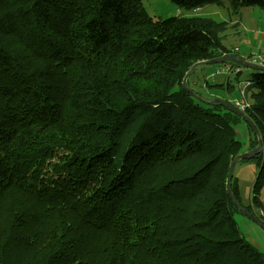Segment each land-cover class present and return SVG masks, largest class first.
Segmentation results:
<instances>
[{"label":"trees","instance_id":"1","mask_svg":"<svg viewBox=\"0 0 264 264\" xmlns=\"http://www.w3.org/2000/svg\"><path fill=\"white\" fill-rule=\"evenodd\" d=\"M143 1L0 0V264H264L227 189L257 133L183 86L196 62L239 54L224 37L264 0H172L188 12L227 2L236 16L222 21L154 17ZM205 66L187 84L210 100L193 86ZM203 84L246 100L235 106L263 151L249 158L260 166L252 202L235 172L233 192L264 221V70L235 99L231 80ZM56 148L67 156L45 168Z\"/></svg>","mask_w":264,"mask_h":264},{"label":"rangeland","instance_id":"2","mask_svg":"<svg viewBox=\"0 0 264 264\" xmlns=\"http://www.w3.org/2000/svg\"><path fill=\"white\" fill-rule=\"evenodd\" d=\"M143 4L147 12L154 17L166 18L174 16L176 14H179V10H182L185 14L191 13L200 15L202 17L212 18L218 21L229 19L231 17V13L234 14V17L236 16L235 13H233L232 9L230 10L231 4H228L227 2L209 3L202 6L201 10H198L197 12H188L186 9L178 7L172 0H144ZM242 9H244L243 12H245V14H249L250 17L254 19L257 18L259 13L261 14L264 12V9L260 7H243ZM239 29H243V26H234L232 30L238 31ZM247 33L248 32L243 30V32L233 34L232 36L233 38H238L239 35L240 37H244L245 35H247ZM213 66L214 65L206 66V68L204 69L206 73L205 76L210 77L209 74H212L216 77H211V79L220 82L221 78H223L224 74L226 73L224 70L218 68V66L216 67V70H214ZM254 70L255 69L253 68L244 66L242 71L239 74L235 75V77L233 78V83L236 86L233 89L231 88V91L233 93L232 96L234 99L241 97V90L244 87L246 80L252 75ZM201 71L202 70H198L197 72V77H195V80L197 79L198 83L193 85L194 88L202 90L203 93L207 96H211V93H207V88H209L217 97H227V93L222 89L216 90L214 89L215 87L204 86V74ZM236 133L239 139L248 144L251 133L245 122H241L236 125ZM66 156L67 150L65 148H56V150H54L53 156L45 160V168H50L55 161L62 160ZM259 169L260 166L258 165V163L249 158L241 160L236 166L235 175L239 179L241 187V201L243 202V204L248 205L252 202V197L254 195L253 185L255 184ZM39 172H43V170H39ZM258 197L261 201L264 202V183L259 189ZM236 218L239 228L243 233L245 239L254 247L264 252V228L261 227L258 223L251 220L245 214L237 213Z\"/></svg>","mask_w":264,"mask_h":264},{"label":"water","instance_id":"3","mask_svg":"<svg viewBox=\"0 0 264 264\" xmlns=\"http://www.w3.org/2000/svg\"><path fill=\"white\" fill-rule=\"evenodd\" d=\"M225 61H235V62H239L240 64L249 67V68H253V69H257V70H264V66L257 64L255 62L249 61L245 58H243L242 56L239 55H224V56H220V57H216V58H212L209 60H202V61H198L196 62L191 69L187 72V74L185 75L184 79H183V86L185 89H187L193 96H195L196 98L209 102V103H221L224 106L228 107L231 111L239 114L241 117H243L254 129V131L257 133L258 136V146H256L255 148L245 151L243 153H240L238 155H236L231 163V167L229 170V174H228V179H227V189L228 192L234 202L235 205H237L240 210L243 212V214L247 215L251 220H253L254 222L258 223L261 227L264 228V221L255 213L249 211L245 206H243L235 197L234 192H233V178H234V172L237 166V163L242 160V159H248L251 157L256 156L257 154H259L260 152L263 151V141L262 138L260 136L259 130L257 129L256 125L254 124V122L251 120V118L244 113L243 111L239 110L233 103H231L230 101L224 99V98H213L210 100L204 99L203 97H201L200 95H198L193 89H191L188 84H187V80L189 78V76L193 73V71L196 69V67H198L199 65H213V64H217V63H221V62H225Z\"/></svg>","mask_w":264,"mask_h":264},{"label":"crops","instance_id":"4","mask_svg":"<svg viewBox=\"0 0 264 264\" xmlns=\"http://www.w3.org/2000/svg\"><path fill=\"white\" fill-rule=\"evenodd\" d=\"M201 10V9H200ZM243 29H240V33L244 31L248 32L247 35L244 37L238 36V38H233L232 33L226 34L224 37V43L229 47L234 50H238L240 56H242L245 59H249L252 55L263 52L264 53V12L259 13L257 18H251L250 15L245 14L243 12L242 14V25ZM208 66V65H206ZM206 66L200 70L201 72L206 75L205 73V68ZM214 70H216L217 66H213ZM219 68V66H218ZM209 81L210 83H222L226 82L228 80H231L233 82V78L235 77V74H224L223 78H221V81L218 82L217 80H212L211 77H216L214 75H210ZM243 82V81H242ZM214 89H223L222 87L215 86ZM208 93H212L213 91L209 88H207ZM226 92V91H225ZM227 93V92H226ZM228 94V93H227ZM233 94V93H232ZM231 94V98H233Z\"/></svg>","mask_w":264,"mask_h":264},{"label":"built area","instance_id":"5","mask_svg":"<svg viewBox=\"0 0 264 264\" xmlns=\"http://www.w3.org/2000/svg\"><path fill=\"white\" fill-rule=\"evenodd\" d=\"M253 62H257L260 65L264 66V55H257L255 57L252 58ZM222 70H224L225 72H231L232 70H234V67L231 65H226L222 68ZM246 100L245 99H240V100H236L234 105H237L241 110H244L246 108ZM261 213L264 214V209L261 211Z\"/></svg>","mask_w":264,"mask_h":264}]
</instances>
